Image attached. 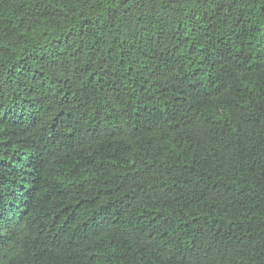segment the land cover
<instances>
[{"label": "trees", "instance_id": "1", "mask_svg": "<svg viewBox=\"0 0 264 264\" xmlns=\"http://www.w3.org/2000/svg\"><path fill=\"white\" fill-rule=\"evenodd\" d=\"M0 264H264V0H0Z\"/></svg>", "mask_w": 264, "mask_h": 264}]
</instances>
